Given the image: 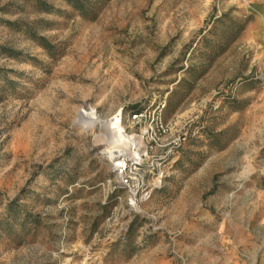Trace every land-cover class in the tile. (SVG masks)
I'll use <instances>...</instances> for the list:
<instances>
[{"label": "rangeland", "instance_id": "1", "mask_svg": "<svg viewBox=\"0 0 264 264\" xmlns=\"http://www.w3.org/2000/svg\"><path fill=\"white\" fill-rule=\"evenodd\" d=\"M85 1L0 0V264H264V0ZM159 101L190 137L133 210L102 124Z\"/></svg>", "mask_w": 264, "mask_h": 264}, {"label": "built area", "instance_id": "2", "mask_svg": "<svg viewBox=\"0 0 264 264\" xmlns=\"http://www.w3.org/2000/svg\"><path fill=\"white\" fill-rule=\"evenodd\" d=\"M165 107V101H159L125 116L118 114L130 145L110 164L114 183L126 190L129 205L132 196L140 203L161 187L190 137L182 122L164 119Z\"/></svg>", "mask_w": 264, "mask_h": 264}, {"label": "bare ground", "instance_id": "3", "mask_svg": "<svg viewBox=\"0 0 264 264\" xmlns=\"http://www.w3.org/2000/svg\"><path fill=\"white\" fill-rule=\"evenodd\" d=\"M83 116L87 117L84 121H82V125L84 128L92 129L96 124L92 117L96 114L93 111H88L85 109L81 110ZM119 116L116 115L114 118L103 122V129L105 131V135L101 136L99 140H105L107 144V150L104 152V157L109 161L113 162L116 157L122 155L127 146L130 145V139L124 133L123 126L119 124ZM133 210H138V202L134 200L133 196L130 198Z\"/></svg>", "mask_w": 264, "mask_h": 264}, {"label": "trees", "instance_id": "4", "mask_svg": "<svg viewBox=\"0 0 264 264\" xmlns=\"http://www.w3.org/2000/svg\"><path fill=\"white\" fill-rule=\"evenodd\" d=\"M65 1H67L73 9H75L76 11L81 13V15H88L91 11L90 7L92 5L89 4V6H88V4L85 3L86 2L85 0H65ZM43 47H45V46H43ZM137 110L138 109H135L133 111H137Z\"/></svg>", "mask_w": 264, "mask_h": 264}]
</instances>
